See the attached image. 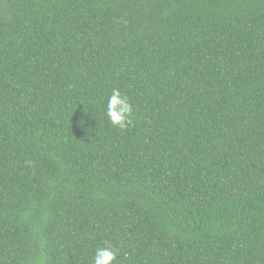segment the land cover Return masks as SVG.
Wrapping results in <instances>:
<instances>
[{
	"label": "trees",
	"instance_id": "1",
	"mask_svg": "<svg viewBox=\"0 0 264 264\" xmlns=\"http://www.w3.org/2000/svg\"><path fill=\"white\" fill-rule=\"evenodd\" d=\"M105 244L264 264V0H0V264Z\"/></svg>",
	"mask_w": 264,
	"mask_h": 264
},
{
	"label": "clouds",
	"instance_id": "2",
	"mask_svg": "<svg viewBox=\"0 0 264 264\" xmlns=\"http://www.w3.org/2000/svg\"><path fill=\"white\" fill-rule=\"evenodd\" d=\"M106 116L110 124L120 130H125L132 123L133 106L118 88H114L107 99ZM117 255L116 248L105 244L95 250L93 264H116Z\"/></svg>",
	"mask_w": 264,
	"mask_h": 264
}]
</instances>
